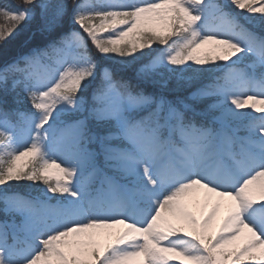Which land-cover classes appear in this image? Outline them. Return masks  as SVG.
Instances as JSON below:
<instances>
[{"label":"snow or ice","instance_id":"1","mask_svg":"<svg viewBox=\"0 0 264 264\" xmlns=\"http://www.w3.org/2000/svg\"><path fill=\"white\" fill-rule=\"evenodd\" d=\"M241 18L264 0H0V48L41 38L0 64V264H264V36Z\"/></svg>","mask_w":264,"mask_h":264},{"label":"trees","instance_id":"2","mask_svg":"<svg viewBox=\"0 0 264 264\" xmlns=\"http://www.w3.org/2000/svg\"><path fill=\"white\" fill-rule=\"evenodd\" d=\"M8 2H12V0H8ZM220 3H227V0H219ZM226 10L235 12L236 10L228 7ZM240 23L243 24L246 28L252 30L257 35L264 36V26L259 25L257 23H248L247 21L240 19ZM24 28L23 32L16 37V39L12 40L10 39L9 43L4 46L3 48H0V64H3L5 60H10L14 57H16L19 54L25 53L29 51V49L34 46L35 44L40 43V36L37 33L36 36L33 38L32 33L35 30V24H31L28 26H22ZM91 47V45H89ZM153 47H158L157 45H153ZM119 59V57H117ZM217 75H220V73H216ZM18 107L21 108V110H29V107L27 103L21 104ZM43 186L40 185L37 186H27V182H21V185L18 186L15 190L18 191L20 194H23L27 197H35L39 195L40 189ZM2 207V205H0ZM3 215L0 214V220H2Z\"/></svg>","mask_w":264,"mask_h":264},{"label":"rangeland","instance_id":"3","mask_svg":"<svg viewBox=\"0 0 264 264\" xmlns=\"http://www.w3.org/2000/svg\"><path fill=\"white\" fill-rule=\"evenodd\" d=\"M211 47H212L211 44L204 45V46H202V48L200 50H198V52H203L204 49H208V48H211ZM21 195H23V194H21ZM29 198H31V197H29ZM50 203L55 204V201L54 200L53 201H50ZM187 203H188L189 209L191 211L195 212L197 216H200L201 211L203 209L204 193L203 192H200L195 197H189L187 199ZM209 207H210V205H209ZM203 210L204 211H207V209H203ZM227 211H228V208H227V201H226L225 204L221 207L219 213L217 214V216H216V218L214 220V223H213V231H215L219 227V225H220L223 217L225 215H227ZM3 219H4V216H3L2 220ZM17 219H19V218H17ZM120 227H122V226H118V228H120ZM111 231H116V229H113ZM99 242L101 244L106 243L107 242V239H105L104 237H101V238H99Z\"/></svg>","mask_w":264,"mask_h":264}]
</instances>
